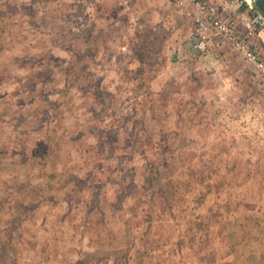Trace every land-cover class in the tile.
Here are the masks:
<instances>
[{
    "label": "rangeland",
    "instance_id": "1",
    "mask_svg": "<svg viewBox=\"0 0 264 264\" xmlns=\"http://www.w3.org/2000/svg\"><path fill=\"white\" fill-rule=\"evenodd\" d=\"M166 0H0V264H264V93Z\"/></svg>",
    "mask_w": 264,
    "mask_h": 264
},
{
    "label": "built area",
    "instance_id": "2",
    "mask_svg": "<svg viewBox=\"0 0 264 264\" xmlns=\"http://www.w3.org/2000/svg\"><path fill=\"white\" fill-rule=\"evenodd\" d=\"M190 22L192 50L199 55L229 50L249 66L257 94L264 93V16L253 0H166ZM254 135L264 137V115L257 113ZM262 139V138H261Z\"/></svg>",
    "mask_w": 264,
    "mask_h": 264
},
{
    "label": "water",
    "instance_id": "3",
    "mask_svg": "<svg viewBox=\"0 0 264 264\" xmlns=\"http://www.w3.org/2000/svg\"><path fill=\"white\" fill-rule=\"evenodd\" d=\"M260 8L261 14L264 16V0H253Z\"/></svg>",
    "mask_w": 264,
    "mask_h": 264
},
{
    "label": "crops",
    "instance_id": "4",
    "mask_svg": "<svg viewBox=\"0 0 264 264\" xmlns=\"http://www.w3.org/2000/svg\"><path fill=\"white\" fill-rule=\"evenodd\" d=\"M224 51H227V49H225V50H222V52H224ZM229 51V50H228ZM232 52V51H231ZM221 52H219V53H217V54H220ZM233 53V52H232ZM214 55L216 54V53H213ZM234 54H236V53H234ZM241 60H242V58H241V56H239L238 54H236Z\"/></svg>",
    "mask_w": 264,
    "mask_h": 264
},
{
    "label": "trees",
    "instance_id": "5",
    "mask_svg": "<svg viewBox=\"0 0 264 264\" xmlns=\"http://www.w3.org/2000/svg\"><path fill=\"white\" fill-rule=\"evenodd\" d=\"M256 7H257L258 9H260L259 6H258L257 4H256Z\"/></svg>",
    "mask_w": 264,
    "mask_h": 264
}]
</instances>
